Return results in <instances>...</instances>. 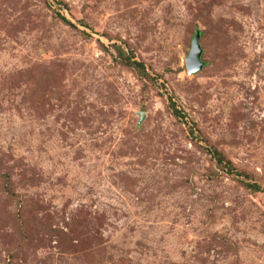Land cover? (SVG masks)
I'll use <instances>...</instances> for the list:
<instances>
[{"label":"rangeland","instance_id":"obj_1","mask_svg":"<svg viewBox=\"0 0 264 264\" xmlns=\"http://www.w3.org/2000/svg\"><path fill=\"white\" fill-rule=\"evenodd\" d=\"M0 264H264V0H0Z\"/></svg>","mask_w":264,"mask_h":264},{"label":"water","instance_id":"obj_2","mask_svg":"<svg viewBox=\"0 0 264 264\" xmlns=\"http://www.w3.org/2000/svg\"><path fill=\"white\" fill-rule=\"evenodd\" d=\"M202 56V48L200 46V33L198 32L194 39L192 40V47L188 57H186V69L189 75H193L194 73L200 71L204 63L201 59ZM141 119H143V113L140 115Z\"/></svg>","mask_w":264,"mask_h":264},{"label":"trees","instance_id":"obj_3","mask_svg":"<svg viewBox=\"0 0 264 264\" xmlns=\"http://www.w3.org/2000/svg\"><path fill=\"white\" fill-rule=\"evenodd\" d=\"M62 18V20L66 23V24H68V25H71V26H74L70 21H68L65 17H61ZM133 65H136V66H140V63H138V62H133L132 63ZM175 114L176 115H178V114H180L179 113V111H177V110H175ZM216 154V153H215ZM217 159H218V163L219 164H223L224 163V157L221 155V154H218L217 153ZM226 165H228V166H230L231 167V162H227L226 163ZM232 173H233V171H232ZM249 187L250 188H256V186L254 185V184H249Z\"/></svg>","mask_w":264,"mask_h":264}]
</instances>
